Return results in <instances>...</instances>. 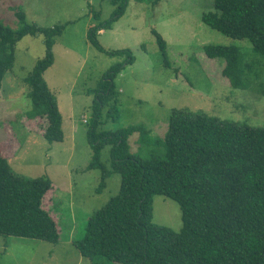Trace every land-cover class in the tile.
<instances>
[{"label": "trees", "instance_id": "1", "mask_svg": "<svg viewBox=\"0 0 264 264\" xmlns=\"http://www.w3.org/2000/svg\"><path fill=\"white\" fill-rule=\"evenodd\" d=\"M111 1L118 5L114 11L118 19L126 0ZM18 17L24 22L22 12ZM202 20L228 37L251 42L255 56L251 60L235 44L207 45L205 54L224 60L222 74L232 88L264 96V76L258 67L259 58L264 62V0H214V9ZM109 24L91 28L90 42L100 51L127 59L111 67L94 89L88 130L93 154L87 169L101 171L99 193L112 171L120 174L121 184L119 192L89 217L83 236L72 240L74 246L91 264H264V126L174 108L164 139L153 138L143 124L103 129L105 105L113 101L108 113L118 115L115 77L124 63L134 60L130 50L101 47L96 34ZM64 28L34 23L13 29L0 22V88L14 67L18 42L27 35L45 36V55L24 80L32 101L27 116L48 121L44 136L50 143L64 140L63 117L44 73L55 62L53 46ZM152 32L169 67L167 41L157 30ZM135 133L138 143L152 148L148 158L131 151L129 139ZM106 146L111 147V170L101 160ZM52 185L47 177L17 174L0 145V235L59 243V225L44 208ZM156 195L179 204L183 222L179 231L154 222Z\"/></svg>", "mask_w": 264, "mask_h": 264}, {"label": "rangeland", "instance_id": "2", "mask_svg": "<svg viewBox=\"0 0 264 264\" xmlns=\"http://www.w3.org/2000/svg\"><path fill=\"white\" fill-rule=\"evenodd\" d=\"M126 4L124 14L116 19L118 5L111 0H0V22L13 29L34 23L65 25L53 46L55 62L44 73L63 117V141L48 142L44 136L48 121L27 116L32 101L24 79L45 55L43 34L27 35L18 42L14 67L0 88L1 150L17 174L52 181L44 208L59 225L60 241L54 244L0 235V264H91L72 240L83 236L89 217L119 192L121 176L115 171L98 192L102 173L87 169L93 154L88 130L94 89L127 55L100 51L88 38L91 28L110 21L96 34L101 47L105 51L130 50L134 56L115 77L118 115L113 118L108 113L113 101L105 105L103 129L143 124L153 138L164 139L174 108L264 126V96L232 88L222 74L224 60L205 54L207 45L235 44L249 60L255 58L249 40L228 37L202 20L205 12L214 9V0H126ZM18 12L24 14V22ZM153 30L167 41L169 67ZM259 61L262 77L264 62ZM138 136L135 133L129 139L131 151L148 158L152 148L138 143ZM110 149L106 146L101 152V160L109 167ZM154 222L179 231L183 225L179 204L156 195Z\"/></svg>", "mask_w": 264, "mask_h": 264}, {"label": "crops", "instance_id": "3", "mask_svg": "<svg viewBox=\"0 0 264 264\" xmlns=\"http://www.w3.org/2000/svg\"><path fill=\"white\" fill-rule=\"evenodd\" d=\"M74 245V244H73Z\"/></svg>", "mask_w": 264, "mask_h": 264}]
</instances>
